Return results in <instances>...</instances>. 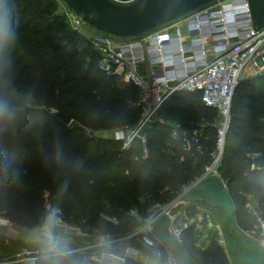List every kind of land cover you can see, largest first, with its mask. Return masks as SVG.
<instances>
[{
  "label": "trees",
  "instance_id": "1",
  "mask_svg": "<svg viewBox=\"0 0 264 264\" xmlns=\"http://www.w3.org/2000/svg\"><path fill=\"white\" fill-rule=\"evenodd\" d=\"M55 5L0 0V9L13 15L11 38L0 37V215L18 226L55 232L61 219L87 234L98 229L123 237L152 204L174 200L206 174L218 154L221 116L199 91H181L162 103L144 129L145 142L136 138L123 147L103 134L90 144L87 128L138 126L139 89L102 71L99 52L76 30L61 32L68 19L50 15ZM252 200L264 218V73L235 88L220 161L181 205L194 221L178 245L195 251L200 264H264L263 245L255 243L261 229L247 207ZM199 203L222 221L227 249L207 229V218L198 217ZM239 229L256 238H242ZM204 231L209 243L202 248ZM130 242L153 253L135 237ZM91 253H49L47 260L38 253L11 264H102Z\"/></svg>",
  "mask_w": 264,
  "mask_h": 264
},
{
  "label": "built area",
  "instance_id": "2",
  "mask_svg": "<svg viewBox=\"0 0 264 264\" xmlns=\"http://www.w3.org/2000/svg\"><path fill=\"white\" fill-rule=\"evenodd\" d=\"M229 7L235 8L234 13H240L243 20L249 24L246 29L239 30L240 33L242 31L247 32L245 37L231 36L235 32L230 29L228 23L227 9ZM64 12L74 30L84 37L89 36L91 26L67 3ZM215 12H219L220 16L217 18L219 21L213 23L222 28L220 31L212 32L213 24L209 25V30H205L204 26L201 25L200 34L183 35L186 32H191L195 23L200 24L203 17L210 20ZM206 33H210L211 37L205 38L204 34ZM176 35L177 37H174ZM103 39L95 38L92 35L94 48L100 51L98 67L102 71L114 73L118 77H122L124 82L138 87L139 103L142 106L143 114L136 128L121 126L109 131H95L87 128V133L92 136L110 133V136L123 142V147H128L136 138H141L145 142L141 131L156 118L158 109L167 98L180 91H199L202 101L217 108L221 116L218 126V154L213 163L206 168V174L214 172L223 151L225 134L230 123L232 98L241 75L252 62L264 70V28L257 29L254 26L249 0H222L142 37L130 38L122 42H114L108 38ZM194 43H199L200 47H193ZM166 45H172V48L168 49L170 52L168 54H164ZM187 46H192V50H185ZM157 52L162 54L154 56ZM140 56L143 58H139ZM168 58L171 59L168 60ZM177 61H181V64L177 65ZM195 61L198 62L196 65L189 66ZM259 62L261 63L260 66ZM144 65L148 67L147 74H143L141 71ZM203 177L185 186L183 192L174 200L167 203L152 204L148 209L147 216L136 229L123 237L103 234L98 229L87 234L82 232L80 226L64 223L59 219V224L67 232L92 235L94 240L79 248L54 250L50 253L62 254L72 251L85 253L100 248V263L119 264L114 261L115 258L124 262L129 257L136 256L141 252L139 247L130 242L135 237L156 257L164 259L166 264H176V259L171 251L155 235L154 225L159 219L168 218L173 224L171 234L174 242L183 243V233L193 223L194 219L190 218L186 210L182 209V218L176 223L177 215H175L174 210L183 203H187V194L197 186ZM247 207L252 213L257 227L261 229L259 241L264 246V218L252 202H248ZM2 217L0 215V224H3L1 222ZM5 225L9 227L7 235L16 238L18 235L16 225L10 220H7ZM198 227L201 228L200 223H198ZM1 240L2 237L0 236V242ZM219 241L222 246H225L224 239ZM108 247H113L114 253L108 251ZM44 249L31 247L16 256H5L0 252V264L19 262L35 254H42Z\"/></svg>",
  "mask_w": 264,
  "mask_h": 264
},
{
  "label": "water",
  "instance_id": "3",
  "mask_svg": "<svg viewBox=\"0 0 264 264\" xmlns=\"http://www.w3.org/2000/svg\"><path fill=\"white\" fill-rule=\"evenodd\" d=\"M91 27L120 37H142L222 0H64ZM254 26L264 28V0H249ZM65 123L72 118L63 112Z\"/></svg>",
  "mask_w": 264,
  "mask_h": 264
},
{
  "label": "crops",
  "instance_id": "4",
  "mask_svg": "<svg viewBox=\"0 0 264 264\" xmlns=\"http://www.w3.org/2000/svg\"><path fill=\"white\" fill-rule=\"evenodd\" d=\"M183 208L180 206L174 210L175 215H177L176 223L181 220V210ZM198 217L201 218L202 214L205 213V218H207V229L211 228H219V236L220 239L225 238L223 236V231L217 222L214 223V216L210 208L204 204L199 203L198 204ZM9 220L7 217H2V223L0 224V236L2 237V240L0 242V252L5 256H16L21 253H23L28 248H31L35 245H39L42 243H46V237H45V231L50 230L48 227H39V228H30L26 226H18V235L16 238H11L7 235L8 226L5 225V223ZM172 223L169 221L168 218L163 217L159 219L155 225H154V233L159 238V240L168 247V249L171 251L172 255L176 259V264H200L198 260V255L195 251L183 247L181 245H178L174 242V239L172 237L171 231H172ZM216 226V227H215ZM52 236L55 239V246L64 247L70 243L72 240L78 239L79 237H72L70 233L64 230L60 224L57 225V229L55 232L51 231ZM91 236V238L89 237ZM207 231H204L203 233L199 234V242L198 245H200L202 248H205L208 243L209 239ZM94 236L88 235L87 238L81 237V239H85L86 241H91V239L94 240ZM75 238V239H73ZM260 242V241H259ZM47 245V244H46ZM227 244L225 241L224 248L227 249ZM110 252L114 253L113 247H108L107 249ZM100 252V250H99ZM116 263L119 264H166L164 259L156 257L153 253H147L145 251H141L136 256H131L128 259H126L124 262L114 259Z\"/></svg>",
  "mask_w": 264,
  "mask_h": 264
},
{
  "label": "rangeland",
  "instance_id": "5",
  "mask_svg": "<svg viewBox=\"0 0 264 264\" xmlns=\"http://www.w3.org/2000/svg\"><path fill=\"white\" fill-rule=\"evenodd\" d=\"M56 1V5H55V7H53V6H51V16H53V17H56V16H58L59 14L58 13H61L62 14V12L64 13V15L66 16V14H65V12H64V8H65V1L64 0H55ZM67 17V16H66ZM68 19V18H67ZM69 21V20H68ZM67 21V25H66V27L64 28V30L62 29V30H60L61 32H63V31H68V30H71V29H73L74 30V28L72 27V25H71V23H70V21L68 22ZM90 32L88 33V35L89 36H87V37H85L86 39H88L89 41H90V43H91V45L94 47V43L92 42V35L96 38V37H100V38H108V39H110V40H112V41H114V42H122V41H126V40H129L130 38L129 37H120V36H116V35H111V34H108V33H104V32H102V31H100V30H97V29H95V28H93V27H91L90 28V30H89ZM104 40V39H103ZM98 52H99V58H100V51H99V49H96ZM99 61V60H98ZM261 65V63L259 62V66ZM142 72H143V74H147V72H148V67L146 66V65H144L143 67H142V70H141ZM262 73H264V70H262L260 67H258V66H255L254 65V63L252 62V63H250L249 64V66L244 70V72L242 73V75H241V79H244V78H248V77H253V76H257V75H261ZM119 80L121 81V82H124L123 80H122V77H119ZM181 92V91H180ZM177 93V92H176ZM151 123V122H150ZM148 126L146 125L145 127H144V129H146ZM144 129L141 131V133L142 134H144ZM84 130H82L81 132H83ZM79 132H77V134H78ZM104 134H110V133H104ZM95 137H97V135H94L93 136V140L90 142V144L91 143H93L94 142V140H95ZM47 196H48V194H47ZM194 198H199V196L198 195H194L193 196ZM253 201V203H254V206H255V208L257 209V205H255V201L254 200H252ZM204 215H205V213H203L202 214V216H201V218H203L204 217ZM214 216V215H213ZM215 222H217L218 224H220V226H222L221 225V223H222V221H220V219L218 218V217H214V223ZM216 227V226H215ZM62 228H64L63 226H62ZM214 230H216L217 231V233H219V228H213ZM64 230H65V228H64ZM66 231V230H65ZM239 233V235L242 237V238H249V239H253V238H256V236H255V234H254V232H252V231H247V230H244V229H239V231H238ZM68 233H70V232H68ZM71 235H72V237H79V238H83V237H85V238H87L88 237V235L87 234H72V233H70ZM90 238H91V236H89ZM75 239V238H73V239H75V240H72L70 243L68 242V244L66 245V246H64V247H59V246H55V251H61V250H69V249H74V248H79V247H81L82 245H85V244H88V243H91L92 241H93V239H91V241L89 240V241H86L85 239ZM94 238V237H93ZM259 237H258V240L255 242L257 245H260L259 244ZM47 243H42V244H40V247L41 248H45L46 246H48V244L46 245ZM261 246V245H260ZM34 247V246H33ZM262 247V249H263V251H264V246H261ZM99 250H100V248H97L96 250L95 249H93V250H91V255L92 256H94V259H96V260H99L100 259V252H99ZM85 253H88V252H85ZM89 256V255H88ZM88 258V257H87ZM234 262V261H233ZM231 264H235V263H231Z\"/></svg>",
  "mask_w": 264,
  "mask_h": 264
},
{
  "label": "bare ground",
  "instance_id": "6",
  "mask_svg": "<svg viewBox=\"0 0 264 264\" xmlns=\"http://www.w3.org/2000/svg\"><path fill=\"white\" fill-rule=\"evenodd\" d=\"M234 11H235V8H233V7H229L228 9H227V12H228V15H227V17H228V23H229V27H230V29L232 30V31H234L235 32V34H232L231 36L232 37H237V36H241V37H245V33H247L246 31H242L241 33L239 32V30H244V29H246L248 26H249V24L245 21V20H243V17H242V15L240 14V13H238V14H235L234 13ZM220 16V13L219 12H215V13H213V15H212V17H211V19L210 20H208V18L207 17H203V19H202V22H200V24H197V23H195V25L193 26V28H192V30H191V32H186V33H184L183 35H185V36H187V35H198V34H200L201 32H200V27H201V25H203L204 26V29L205 30H209L208 29V27H209V25H211V24H213L212 25V28L213 29H211V31L212 32H218V31H220L222 28H219L218 27V25H215L213 22H217V21H219V20H217V18ZM213 20V21H212ZM174 37H177V35L176 36H174ZM204 37L205 38H209V37H211V34L210 33H206V34H204ZM193 47H195V48H199L200 47V45H199V43H194L193 44ZM169 48H172V45H166L165 46V48H164V54H168V53H170L169 52ZM185 50H187V51H190V50H192V46H187L186 48H185ZM172 53V52H171ZM162 53H155V55L154 56H160ZM139 58H143V56H140ZM171 58H168V60H170ZM199 59H201V58H199ZM198 62H192V64H189V66H194V65H196ZM175 64V63H174ZM176 64L177 65H180L181 64V61L179 62V61H177L176 62ZM167 65H171V64H167Z\"/></svg>",
  "mask_w": 264,
  "mask_h": 264
},
{
  "label": "clouds",
  "instance_id": "7",
  "mask_svg": "<svg viewBox=\"0 0 264 264\" xmlns=\"http://www.w3.org/2000/svg\"><path fill=\"white\" fill-rule=\"evenodd\" d=\"M12 19L13 15L11 12H5L3 9H0V37L5 39H10L12 36ZM47 229V226H45ZM46 243L50 247H45L41 258L44 260L48 259L49 253L55 250V239L52 236L50 230L45 231ZM66 255L67 253H62ZM54 264H59V261H55Z\"/></svg>",
  "mask_w": 264,
  "mask_h": 264
}]
</instances>
